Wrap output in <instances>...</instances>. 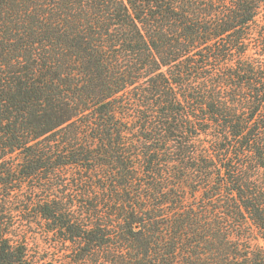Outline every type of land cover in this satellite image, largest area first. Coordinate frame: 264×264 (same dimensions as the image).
<instances>
[{"label": "trees", "instance_id": "16d2710c", "mask_svg": "<svg viewBox=\"0 0 264 264\" xmlns=\"http://www.w3.org/2000/svg\"><path fill=\"white\" fill-rule=\"evenodd\" d=\"M0 264H264V0H0Z\"/></svg>", "mask_w": 264, "mask_h": 264}]
</instances>
